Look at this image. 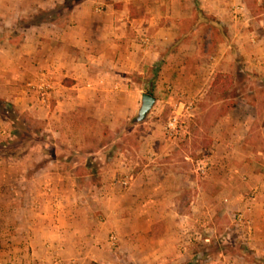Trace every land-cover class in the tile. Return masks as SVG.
<instances>
[{
    "label": "rangeland",
    "instance_id": "374dc122",
    "mask_svg": "<svg viewBox=\"0 0 264 264\" xmlns=\"http://www.w3.org/2000/svg\"><path fill=\"white\" fill-rule=\"evenodd\" d=\"M71 1L73 0H0L1 5L6 3L15 8L18 3L24 8L23 12L18 14L20 18L15 25L8 27L6 32L12 37L11 41L3 39L0 45L5 50L10 47L18 49L21 45L22 31L27 28L33 29L32 26H35V32L39 27H46L44 34L50 36L52 30L44 23L56 22L59 27L69 24V12L75 5H70ZM84 1L89 2L91 10L100 12L109 11L110 8L119 5L128 6L130 17L138 19L143 15H146L143 18L156 16L164 22L162 23L164 28L154 35L156 28L152 32H146L145 27L140 25L138 31L133 32V43L138 45L139 56L135 54L138 59L132 64L133 67L136 65V68L134 70L132 68L131 73L129 70L124 72V66H114L106 69L108 70L106 73H100L93 78L81 76L82 79L76 80V85L71 89L61 88L62 83L66 84L62 78L65 68H61L60 72L58 69L55 73L49 72L37 65L35 62L38 60L37 55H32L31 61L28 62L34 65H29L28 76L16 81V85L23 91L22 94L30 100L27 106H20L7 100L5 96H0V162L6 163L7 157L12 153L19 158L23 150L29 152L27 160L32 161L38 156L36 151L41 149L40 147L47 149L50 155L56 148H74L80 152L78 160L81 163H88V167L83 168L84 171L96 175L98 172L110 173L108 164L113 163L114 159L119 162V158L124 159L123 163L128 162V165H123V169L118 168L111 181L116 183L111 193L116 199L119 197L120 201L121 199L123 201L111 203V200L109 204V209H115L117 205H123L124 209L126 198L133 195L134 190L128 187L139 170L138 164L135 163L138 158L136 153H139L138 133L146 130L165 134L164 123L171 115L174 103L192 100L194 103L188 115L183 112L180 114L182 124L180 132L175 137L166 139L167 141L162 136L161 140L163 145L170 149L165 172L169 173L170 181L175 182L169 184L181 185L179 182H184L181 192V186L173 185L171 194L176 195L177 199L173 203L169 202V205L179 212L188 209L189 216L181 219L182 222L173 217L163 218L159 221L161 224L159 223L156 231L151 229L140 237L138 233L127 232V223L120 227L113 225L116 218L111 216L114 212L108 218V225L105 223L91 234L94 243L99 247L94 248L99 262H94L264 264L260 219L256 218L258 222L254 221L257 232H252L250 209L244 205L250 185L246 174L250 159L245 152L226 155L224 148L220 149L222 146H216L221 137L217 130L219 120L233 100L251 102L254 111L264 114V76L245 74L244 59L239 55L236 57L231 55V50L233 51L235 47L234 43L225 39L226 27L218 22L214 21L216 24H213L209 21L208 18L211 16L203 8H199V0H172L174 1L172 4H167L168 9L162 11L157 6L161 5V2L165 6V0ZM51 3H55L52 8H40ZM189 7H192L190 17ZM247 8L245 15L250 22L243 27L252 31L254 44L262 46L264 9L257 6L253 0L249 2ZM15 12L14 9L8 11L0 9L2 15H12ZM123 15L125 16L126 12L120 11L119 17ZM242 17L240 13L236 18ZM173 19L174 26L170 27L169 21ZM175 30H178V34L173 37ZM170 35L172 39L168 38ZM44 37L39 36L40 40H44ZM36 39L38 37L35 39L31 37V40ZM59 44H62V41L56 46ZM15 57L16 53L4 56L5 63L4 66L0 65V68L3 67L7 75H0V80L9 78L8 74L17 70L12 63ZM121 60L123 65L125 62L130 65L128 57ZM97 78L103 80V94L94 95L90 92L93 89L87 88L85 84L86 80L94 81ZM45 82L49 88L40 89L39 85ZM8 84L6 81L0 82L2 86ZM113 84L117 87L113 88ZM141 92L155 96L156 102L146 120L144 118L135 121ZM124 148L126 150H123ZM255 150H264L263 138L259 140V146L255 147ZM120 153L124 154V158ZM62 156L68 157L63 153ZM220 159V164L215 163ZM103 160L106 161L107 168L101 171L97 164ZM230 175L234 176L236 181V187L234 186L232 190L227 179ZM0 178L3 180L0 187H4V172L0 173ZM218 179L225 181L224 187L214 186ZM96 185L89 186L85 180L79 183V189H91L99 195L101 188L97 189L99 184ZM195 196L200 200L195 199ZM7 204L5 196H1L2 230L8 226L6 222L8 219L4 216ZM83 210L94 213L98 221H104L106 218L94 205L84 203ZM202 211L204 212L201 213ZM238 213L240 221L235 216ZM178 223L180 227L177 228ZM166 225L171 231L169 235L165 234L167 238L165 246L171 247L164 249L158 258L153 257L154 240L156 236L165 232ZM19 232L11 238L4 231L0 232V264H32L36 251L21 241ZM111 234L116 237L112 246L108 243ZM88 236L90 235L86 234V237ZM169 241L172 244L168 243ZM41 252H44L43 248Z\"/></svg>",
    "mask_w": 264,
    "mask_h": 264
},
{
    "label": "crops",
    "instance_id": "0c3cea01",
    "mask_svg": "<svg viewBox=\"0 0 264 264\" xmlns=\"http://www.w3.org/2000/svg\"><path fill=\"white\" fill-rule=\"evenodd\" d=\"M165 1V6L162 5V2L161 5L157 6L161 11L167 10L169 7L167 4L174 2L172 0ZM199 1V8H203L211 16L208 20H213L226 27L225 39L234 43L235 47L233 51L231 50V55L233 57L239 55L244 59L246 62L245 74L253 73L257 76H264V45L254 44L252 31L243 27L250 22L249 19L247 20L245 12L252 0ZM253 1L257 6L264 9L263 0ZM54 4L40 5V8H52ZM0 9L5 11L16 10L12 14L15 16L0 14V41L3 39L11 41L12 37L6 32L8 27L15 25V22L20 18L18 14L22 13L24 8L20 7L18 3L15 8L4 3L3 5L0 4ZM29 9L32 8L29 7ZM120 11H125L126 15L119 17ZM190 11H192V7H189L190 14L188 17L192 16ZM236 11L240 12L243 17L236 18L234 16ZM143 17L146 15L138 19L130 17L128 6L120 5L110 8L106 12L93 11L89 2L83 0L71 8L69 24L66 23L63 27H59L56 22L44 23L45 26L49 25L48 28L52 30L50 36L46 33V37L44 34L46 27H39L36 32L35 26H32L33 29H25L20 36L21 45L18 49L15 50L14 47L9 46L10 48L5 50L0 45V65L4 66L3 58L6 54L14 55L16 53L17 56L13 62L11 61L17 70L12 71V73L8 72L9 78L0 80V82L9 83L4 86L0 85V92L2 91L0 96H5L7 100L20 106H27L30 100L22 94L23 91L20 89L21 87L16 85V81L28 76L29 65H34L32 62H30L31 64L28 62L31 61L32 55H37L38 60H35L37 65L46 68L49 72L55 73L57 69L59 72L61 68L66 69L62 75L63 82L66 81V84H61V88L64 89L66 87L74 88L75 81L81 76L93 78L100 73H106L108 71L106 69H111L114 66H124V72L129 70L131 73V69L136 68V65L133 67L132 64L137 61L139 56L138 45L133 43V32L138 31L141 25L145 27L146 32H152L156 28L154 35H157L164 28V24H162L164 22L159 17ZM166 21L167 19H165ZM173 23L174 19L170 20L169 26L171 27ZM161 24L162 26H158ZM148 27H152V29L150 30ZM177 34L178 30H175L173 37H176ZM2 35H5V38H1ZM39 36H45L44 40H40ZM31 37L34 39L38 37V39L31 40ZM168 38L172 39V35ZM169 39L164 40L168 41ZM59 41H62V44L57 47ZM159 41L161 40L159 39ZM35 42L39 43V46ZM123 57H128L130 65L127 62L123 65L121 60ZM25 66L27 68H23ZM4 70L3 67L0 68L1 76L7 75V71ZM102 81L101 78L94 81L86 80L85 85L87 88L93 89L90 92H93L94 95H99L103 94ZM116 87L115 84L113 88ZM187 102L194 103L192 100H187L174 103V105L186 104ZM153 105L144 117L145 119L143 118L144 120L148 118ZM252 106L251 102L245 100L239 102L238 99L230 103L229 109L219 120L217 130L221 133V137L216 146H222L220 149L224 148L223 151L226 155L245 152L247 158L250 159V166L246 169L250 185L244 205L250 209L252 232H257L254 228V221L258 222L260 219L262 243H264V150H255V147L259 146V140L264 139V114L254 111ZM162 136L165 140L170 139L165 134H156L146 130L138 133L140 140L137 149L139 148V153H136L138 158L135 163L138 164L139 170L128 187V189L134 190L132 191L133 195L126 198L127 203L124 209L122 208L123 205L109 209L111 200V203L123 201L122 199L120 201L119 197L116 199L111 193L116 185L111 181L118 168L123 169V165H128V162L123 163L124 159L119 158L121 163L115 159L113 163H109L110 173L98 172L93 175L84 171L83 168L86 169L88 163H81L78 160L80 152L74 148H56L50 155L47 149L40 147L41 149L36 151L38 156L32 161L27 160L29 152L27 153L26 150L20 153L19 158L12 153L7 157L6 163L0 162V173L4 172L5 174V186L0 187V197L5 196V201L8 203L4 211V216L8 219L6 221L8 226L5 230L0 229V232L4 231L11 238L20 231L21 241L36 251L32 264H89L91 261H98L94 248H99L98 244L94 243L91 234L100 226L109 223L107 222L108 218L114 212L111 216L116 218L113 225L120 227L123 223H127V232L138 233L141 235L140 237L151 229L156 231L159 221L163 218L173 217L182 222L181 219L189 216L188 209H185L184 212L173 210L169 202L173 203L177 199L176 195L171 194L172 187L181 186V192L184 182H179L181 185L173 184L174 186L169 184L175 181H170L169 173L165 172L167 168L165 164H168L167 155H170V149L167 145H163ZM62 153L67 154L68 157L62 156ZM120 155L124 158V154L120 153ZM258 155L260 157H257ZM220 161L221 159L215 163L220 164ZM97 165L101 171L107 168V163L104 160ZM227 179L232 190L234 186L236 187L235 178L230 175ZM1 180L0 178V185L2 184ZM85 180L88 181L89 186L99 184L97 188H101L99 195L91 189H79V183ZM224 183L223 179H218L214 186L216 188L224 187ZM110 185L113 187L111 188ZM198 196L194 198L200 200ZM84 203L94 205L95 209L100 210L102 216L106 217L105 220L98 221L94 213L85 212L83 210ZM98 215L101 216L100 213ZM179 223L176 224L177 228L180 227ZM164 228L166 230L162 233L163 235L156 236V240H154L153 257L158 258L164 249L171 247V245L165 246L167 245L166 236L169 235L171 228H168V225ZM86 234L90 236L86 237ZM168 243L172 244L171 241ZM42 248L44 252H41Z\"/></svg>",
    "mask_w": 264,
    "mask_h": 264
},
{
    "label": "built area",
    "instance_id": "2783aa9c",
    "mask_svg": "<svg viewBox=\"0 0 264 264\" xmlns=\"http://www.w3.org/2000/svg\"><path fill=\"white\" fill-rule=\"evenodd\" d=\"M240 13H238V11L234 12V16L235 17H239ZM40 89H46L49 88V85L45 82V83H41L39 85ZM193 103L191 102H187L186 104L183 103H179L178 105H173V110L171 112V115H169L164 123V131H165V135H167V137H175L181 130L182 128V124L180 122V116L182 115L181 113H186L188 115V112L191 108ZM181 114V115H180ZM124 182V181H123ZM237 220H241L240 214H236L235 215ZM248 228V227H247ZM116 240V237L111 234L108 237V243L112 246L114 245Z\"/></svg>",
    "mask_w": 264,
    "mask_h": 264
},
{
    "label": "water",
    "instance_id": "95a60500",
    "mask_svg": "<svg viewBox=\"0 0 264 264\" xmlns=\"http://www.w3.org/2000/svg\"><path fill=\"white\" fill-rule=\"evenodd\" d=\"M155 102V97L147 92L140 94V102L135 115V121H141L146 114L150 111L152 105Z\"/></svg>",
    "mask_w": 264,
    "mask_h": 264
},
{
    "label": "trees",
    "instance_id": "16d2710c",
    "mask_svg": "<svg viewBox=\"0 0 264 264\" xmlns=\"http://www.w3.org/2000/svg\"><path fill=\"white\" fill-rule=\"evenodd\" d=\"M81 0H73V1H71V3H70V5H74V4H76V3H78V2H80ZM69 5V6H70ZM65 6V5H64ZM209 21H212V22H214L213 20H209ZM216 24V23H215ZM214 82V81H213ZM232 103V102H231ZM89 264H97L96 262H94V261H91V262H89Z\"/></svg>",
    "mask_w": 264,
    "mask_h": 264
}]
</instances>
